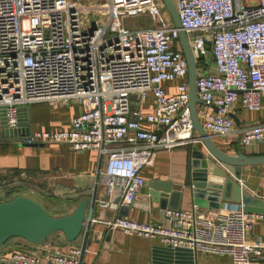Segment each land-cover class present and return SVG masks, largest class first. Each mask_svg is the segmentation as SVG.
Instances as JSON below:
<instances>
[{"label":"built area","instance_id":"obj_1","mask_svg":"<svg viewBox=\"0 0 264 264\" xmlns=\"http://www.w3.org/2000/svg\"><path fill=\"white\" fill-rule=\"evenodd\" d=\"M172 1L198 65L203 127L226 139L240 134V148L263 143L264 120L239 128L231 114L239 102L249 111H264V0ZM98 9L106 24L89 26L71 0H0V113L9 129H18L21 107L33 102L83 106L70 127L33 130L24 142L96 150L105 160L97 186L108 196L97 202L117 209L135 201L146 181L143 170L154 163L157 150L199 139L188 108L180 30L162 0H106ZM141 13L154 26L121 23ZM167 83H175L174 92ZM150 97L152 111L143 112ZM164 216V223L123 215L100 221L109 230L158 238L162 246L197 256L227 255L234 264L264 260V237L249 239L264 214L247 212L242 202L167 208ZM82 255L81 245L65 248L46 239L15 250L0 264H81Z\"/></svg>","mask_w":264,"mask_h":264},{"label":"crops","instance_id":"obj_2","mask_svg":"<svg viewBox=\"0 0 264 264\" xmlns=\"http://www.w3.org/2000/svg\"><path fill=\"white\" fill-rule=\"evenodd\" d=\"M212 71L214 72L213 67ZM174 85L175 83L166 84L168 92L175 91ZM152 103L153 99L150 97L146 104H142L143 112L152 111ZM83 109L84 107L77 103L70 106L61 104L51 106L43 101L33 102L29 106L21 107V123L24 126L20 128L27 129L29 126H32L33 130L68 128L72 118ZM232 114L239 128L264 120L263 110L249 111L243 108L240 102ZM143 127L153 129V126L147 123L143 124ZM1 131L3 132V129ZM239 137L240 134H235L227 139L219 136H213V139L226 151H241L248 155L264 154V142L240 148ZM194 145L203 150L199 142L172 150H157L154 163L146 167L142 173L147 182L169 181L174 189H180L182 195L180 199L178 198V208L181 209H190L194 206L190 190L184 188L189 184L192 168L191 151ZM104 167L105 160L102 161L94 149L75 151L65 145L29 147L21 145L18 141L0 139V201H7L16 195L27 196L21 193V190H28L37 193L47 202L53 216H62L73 212L81 200L87 199L89 206L83 234L73 242H68L64 234L58 240L50 239L51 236L49 240L59 246H66L65 248L81 245L83 247L81 264H153L154 247L162 245L158 238L126 234L121 230L111 231L100 221L122 215L120 206L117 209L103 207L97 202L108 198L105 187L97 186L98 172ZM213 167L219 172L223 171L217 162ZM241 181L243 189L264 199V165L244 166ZM114 201L116 202V199ZM226 201L233 200L223 199L221 204ZM132 204L126 211L127 215L123 216L137 221L163 223L165 217L159 203L148 202L146 197L138 196ZM258 237H264V218L255 220L249 232V239ZM15 239L12 244L7 241L0 246V263L8 260L15 250L31 246V242L23 238ZM195 264L234 263L227 255L199 253ZM251 264H264V260L256 259Z\"/></svg>","mask_w":264,"mask_h":264},{"label":"water","instance_id":"obj_3","mask_svg":"<svg viewBox=\"0 0 264 264\" xmlns=\"http://www.w3.org/2000/svg\"><path fill=\"white\" fill-rule=\"evenodd\" d=\"M162 2L175 26L180 30L181 48L188 61L190 93L188 108L199 139L198 142L202 144L205 151L199 149L198 146H193L189 184L184 188L187 187L190 190L193 204L201 208H219L224 199L242 202L247 212L264 214V199L247 192L239 181L244 166L264 165V154L248 155L243 152L236 154L226 152L216 144L213 135L205 130L198 114V105L202 103L196 89L198 65L189 37L182 28L173 1L162 0ZM213 60H215L214 57ZM231 115L235 119L233 114ZM23 126L20 123V127ZM32 131V126L27 129L25 127L9 129L4 115L0 113V134L2 135H0V139L18 141L21 145L29 147L45 146L44 143L27 144L24 142L26 138L24 135L30 134ZM215 162L220 164L222 172L213 167ZM181 195L182 191L178 188L174 189L173 184L169 181H145L135 201L138 196H144L148 202L159 203L163 209V215H165L167 208L179 207ZM119 201L120 198H117L116 202L119 203ZM130 205H121L120 213L127 215L126 211ZM88 206L89 200L83 199L73 212L62 216H53L41 203L27 196L16 195L7 201H0V246L13 237H20L31 243H41L56 231L62 232L68 242H73L84 232ZM196 257V253L184 248L172 249L159 245L153 250V264H195Z\"/></svg>","mask_w":264,"mask_h":264},{"label":"rangeland","instance_id":"obj_4","mask_svg":"<svg viewBox=\"0 0 264 264\" xmlns=\"http://www.w3.org/2000/svg\"><path fill=\"white\" fill-rule=\"evenodd\" d=\"M71 1L81 9L82 18L84 22L87 23L89 26L90 24L92 25L95 24V22H98L101 25L106 24L107 22L106 14L104 13L102 9H98L102 5L104 6L106 0H71ZM121 23L130 28H147V27L154 26L152 19L147 13H141V14H138L132 17H124V19L121 20ZM226 148L229 150L228 146ZM226 152L233 153V154L237 153V152H230V151H226ZM21 193L27 196H30L31 198L41 203L47 209V211L52 215L51 208H49L46 204L47 202L42 197H40L37 193H32V192H29L28 190H21ZM51 237L52 238L50 239L58 240L59 238L63 237V233L60 231H56L51 235ZM15 238L17 237H13L9 239L8 243L12 244L16 240ZM52 242L55 244L54 241ZM63 247H66V246H63Z\"/></svg>","mask_w":264,"mask_h":264},{"label":"bare ground","instance_id":"obj_5","mask_svg":"<svg viewBox=\"0 0 264 264\" xmlns=\"http://www.w3.org/2000/svg\"><path fill=\"white\" fill-rule=\"evenodd\" d=\"M104 6H105V4H104ZM104 6L102 5L100 8H104Z\"/></svg>","mask_w":264,"mask_h":264},{"label":"trees","instance_id":"obj_6","mask_svg":"<svg viewBox=\"0 0 264 264\" xmlns=\"http://www.w3.org/2000/svg\"><path fill=\"white\" fill-rule=\"evenodd\" d=\"M239 152H241V151H238L237 153H239Z\"/></svg>","mask_w":264,"mask_h":264}]
</instances>
